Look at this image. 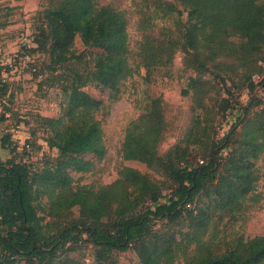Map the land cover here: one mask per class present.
I'll list each match as a JSON object with an SVG mask.
<instances>
[{
  "label": "trees",
  "instance_id": "16d2710c",
  "mask_svg": "<svg viewBox=\"0 0 264 264\" xmlns=\"http://www.w3.org/2000/svg\"><path fill=\"white\" fill-rule=\"evenodd\" d=\"M146 1L148 10H141L142 16L176 13L180 28L178 36L167 29L146 33L150 29L142 22L140 28L146 31L138 42L136 67L129 62L127 19L117 7L98 6L96 0H48L39 11L37 46L29 52L49 54L47 72L60 86L65 110L57 117L38 116L43 140L57 152L44 155L40 168L29 161V140L17 150L9 134L0 137L1 147L10 153L6 159L0 157V264H78L67 254L82 243L95 248V264H112L111 253L129 248L140 264H177L179 255L185 264H264V234L236 235L222 245L215 235L206 237L213 222L210 213H216L219 221L226 216L238 219L255 188L254 161L264 152V106L256 112L257 118L250 117L262 103L255 90L259 85L264 89V0ZM76 35L98 50L89 53V61L84 54H73ZM166 44L180 46L185 59L201 73L212 71L210 62L229 61L232 70L218 65L212 72L225 83L229 72L238 71L241 86L250 95L241 115L219 139L213 126L211 139L204 145L201 141L204 152L194 156L193 164L187 144L158 152L166 122L162 99L154 97L149 108L126 127L121 155L165 177L160 180L124 165L112 182L97 188L75 186L72 172L94 168L93 159L86 155L101 160L106 153L101 122L95 117L103 101L83 87L108 88L116 99L122 81L139 66L148 75L161 66ZM165 53V61L170 62V51ZM201 84L198 77L189 81L195 105L203 110L197 98ZM6 89L7 82L0 76V95ZM227 94L217 109L224 115L235 106L229 87ZM6 118L0 113V122ZM203 198L208 201L201 205Z\"/></svg>",
  "mask_w": 264,
  "mask_h": 264
},
{
  "label": "rangeland",
  "instance_id": "374dc122",
  "mask_svg": "<svg viewBox=\"0 0 264 264\" xmlns=\"http://www.w3.org/2000/svg\"><path fill=\"white\" fill-rule=\"evenodd\" d=\"M47 3L48 0H0L1 59L13 58L18 50L29 51L30 48H36L34 35L40 24L39 11L45 8ZM96 3L98 6L110 4L124 12L130 47L129 62L134 67L137 66L138 42L146 31L140 28L142 22H147L150 29L146 33L160 34L167 29V33L172 31L173 36H178L180 26L176 24L178 20L176 13L167 15L158 11L142 16L141 10H148L146 0H96ZM182 18L185 21V13ZM95 51L98 50L84 45L80 37L75 36L72 46L73 54H84L89 61V53ZM168 51L171 53L170 62L165 61L167 55L165 52ZM29 53L30 60H24L17 65L16 69L7 70L2 76L7 82V89L4 96L0 95V102L2 109L7 111L8 117L0 122V137L9 134L10 141L14 143L29 140L32 143L29 161L37 169L42 166L44 155L55 156L57 153L55 149H49L43 140L45 132L37 121L38 116H61L65 110V103L60 86L54 82L53 75L47 72L50 63L49 54L41 50H33ZM161 55L163 59L161 66L155 67L149 75L144 67L139 66L137 72L123 80L116 99L110 96L108 88L94 84L83 87L90 95L103 101V108L97 111L95 117L101 122L106 153L101 160H97L92 154L86 155L87 158L93 159L94 168L82 174L72 172L76 179L75 186L86 184L97 188L112 182L117 178L118 170L124 165L160 180L165 177L144 163L124 159L121 155L126 127L149 108L151 99L154 97L159 96L162 99L166 122L165 136L158 146V152L164 154L174 144L181 146L187 144L193 164L194 156H202L204 152L201 141L204 145L208 139H211L213 131L216 132V139L221 138L241 115V107L248 101L250 95L247 89L241 86L242 81L238 71L229 72L225 83L215 77L212 72L216 71L215 66L218 65L222 69L232 70L227 67L229 61L223 58L217 59L214 63H208L211 72L201 73L190 59H185L180 46L166 44ZM35 72H38L37 75H34ZM221 74L224 75V72ZM195 77L201 79L203 83L197 95L204 104L203 110L196 107L189 88L190 79ZM228 87L236 99L233 101L235 103L233 109L224 115L222 112L218 113L217 109L220 100L227 97ZM262 88L263 86L259 85L255 90V95L261 97L262 103L254 108V111L252 110L251 118H257L256 112L264 106V89ZM184 91H188V94H184ZM213 126H216V129L212 131ZM32 131L35 133L33 136L30 135ZM0 153H3L1 144ZM7 154L10 156L8 150ZM224 155L222 154V157ZM4 159H6L5 155ZM254 172L257 180L253 195L245 200L238 219L232 221L229 216H226L223 221H219L216 213H210L213 222L209 225L206 237L215 235L216 242L220 241L222 245L236 235L249 238L264 234V152L254 161ZM42 200L44 201L45 198ZM203 201L205 202H201V205L208 200L203 198ZM73 210L74 215H77V209ZM182 230H186V227H182ZM176 236H178L177 230ZM94 254V247L82 243L70 250L67 256L76 260L78 264H95ZM111 259L112 264H140L132 248L111 253ZM176 263L185 264L182 255L177 257Z\"/></svg>",
  "mask_w": 264,
  "mask_h": 264
},
{
  "label": "built area",
  "instance_id": "2783aa9c",
  "mask_svg": "<svg viewBox=\"0 0 264 264\" xmlns=\"http://www.w3.org/2000/svg\"><path fill=\"white\" fill-rule=\"evenodd\" d=\"M24 60H30V53L26 49L18 50L17 52L14 53V56L11 59L9 58L1 59L0 58V76L2 77L3 74H5L7 70H12L14 68L16 69L17 65L18 64L20 65ZM0 113H4L5 117H8V113L5 112L1 107V102H0ZM23 144L24 142L15 143L16 149L21 150ZM26 152L28 153L31 152V148L29 146H27ZM186 206L191 207L190 204H187Z\"/></svg>",
  "mask_w": 264,
  "mask_h": 264
},
{
  "label": "crops",
  "instance_id": "0c3cea01",
  "mask_svg": "<svg viewBox=\"0 0 264 264\" xmlns=\"http://www.w3.org/2000/svg\"><path fill=\"white\" fill-rule=\"evenodd\" d=\"M2 152H3V153H0V157H1L2 159H4V155L6 156V158L9 157V154H7V149L2 148Z\"/></svg>",
  "mask_w": 264,
  "mask_h": 264
}]
</instances>
